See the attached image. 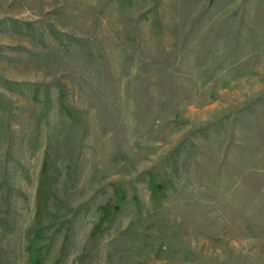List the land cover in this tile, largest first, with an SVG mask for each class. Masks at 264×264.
Segmentation results:
<instances>
[{
	"label": "rangeland",
	"instance_id": "1",
	"mask_svg": "<svg viewBox=\"0 0 264 264\" xmlns=\"http://www.w3.org/2000/svg\"><path fill=\"white\" fill-rule=\"evenodd\" d=\"M0 264H264V0H0Z\"/></svg>",
	"mask_w": 264,
	"mask_h": 264
}]
</instances>
